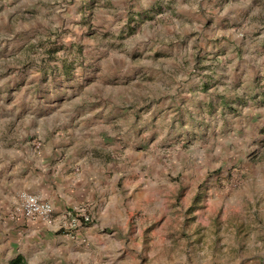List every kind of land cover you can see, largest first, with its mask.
Segmentation results:
<instances>
[{
  "label": "rangeland",
  "instance_id": "1",
  "mask_svg": "<svg viewBox=\"0 0 264 264\" xmlns=\"http://www.w3.org/2000/svg\"><path fill=\"white\" fill-rule=\"evenodd\" d=\"M0 68L9 161L86 128L122 169L162 162L173 220L128 222L135 264H264V0H0Z\"/></svg>",
  "mask_w": 264,
  "mask_h": 264
},
{
  "label": "crops",
  "instance_id": "2",
  "mask_svg": "<svg viewBox=\"0 0 264 264\" xmlns=\"http://www.w3.org/2000/svg\"><path fill=\"white\" fill-rule=\"evenodd\" d=\"M4 72L0 74L2 89L8 82ZM95 132L84 128L56 136L54 144L60 149L68 145V150L65 147L60 151L57 147L54 152L48 147L38 151L27 147L24 154L22 148L15 149L18 158L13 161L6 158L10 153L0 146V264H10L16 258L23 264H135L138 263L135 252L145 254L143 249L151 241L144 240L142 246L140 238L138 242L129 235V240L121 239L127 236L128 224L134 217L136 222L131 230L141 235L143 227L145 236L154 233L151 222L157 221L160 228L173 220L166 208L168 183L158 181L166 178L162 162L155 163L141 151L142 158L134 159L122 169L110 159H101L100 152H105L108 146L94 142ZM134 164L148 168L147 179H133L135 172L139 174ZM156 166L158 170L153 171ZM162 171V177L157 180ZM152 173L156 175L154 180ZM193 187L182 200L186 217L199 213L194 209L199 203L192 199ZM26 190L52 203L54 212L48 222L10 218L9 211L17 194ZM66 210L88 213L91 222L69 236L60 229ZM163 239L165 242L164 236ZM139 260L144 262L146 258Z\"/></svg>",
  "mask_w": 264,
  "mask_h": 264
},
{
  "label": "built area",
  "instance_id": "3",
  "mask_svg": "<svg viewBox=\"0 0 264 264\" xmlns=\"http://www.w3.org/2000/svg\"><path fill=\"white\" fill-rule=\"evenodd\" d=\"M53 212L54 208L50 201L39 197L35 193L21 191L17 194L16 202L10 209L9 216L15 220H41L48 222ZM90 222L91 216L88 213L76 214L71 210H66L64 212V221L61 223L60 229H62L65 234L72 236L78 227Z\"/></svg>",
  "mask_w": 264,
  "mask_h": 264
},
{
  "label": "trees",
  "instance_id": "4",
  "mask_svg": "<svg viewBox=\"0 0 264 264\" xmlns=\"http://www.w3.org/2000/svg\"><path fill=\"white\" fill-rule=\"evenodd\" d=\"M14 262L17 263V264H23V263L21 262L20 258H16V259L14 260Z\"/></svg>",
  "mask_w": 264,
  "mask_h": 264
}]
</instances>
